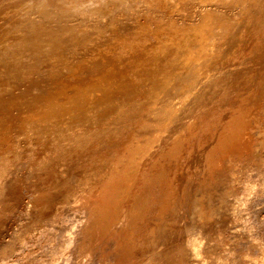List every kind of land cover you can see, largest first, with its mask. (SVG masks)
I'll use <instances>...</instances> for the list:
<instances>
[{
  "label": "bare ground",
  "instance_id": "bare-ground-1",
  "mask_svg": "<svg viewBox=\"0 0 264 264\" xmlns=\"http://www.w3.org/2000/svg\"><path fill=\"white\" fill-rule=\"evenodd\" d=\"M18 146L0 263L75 215L69 264H264V0H3Z\"/></svg>",
  "mask_w": 264,
  "mask_h": 264
},
{
  "label": "rangeland",
  "instance_id": "rangeland-1",
  "mask_svg": "<svg viewBox=\"0 0 264 264\" xmlns=\"http://www.w3.org/2000/svg\"><path fill=\"white\" fill-rule=\"evenodd\" d=\"M1 2H3V0H0V4H1ZM18 147H20V146H18ZM21 149L22 148L20 147V152H19V148L17 149V147H16V149H15L16 151H14L15 157H13V158H16V159H13L15 161V162L13 161L15 163L13 165L14 168L9 165L10 166V169L7 168L6 170H3L4 173L3 172H0L1 173L0 174V180H1V182H0V189L3 187L2 185H5V183H4L5 181H6V183H8V180H10V178L12 177L11 174H14V173L15 174L16 173L18 174V172H19V171H17L18 170V166H19L18 164H22V162H24L25 160H27L26 158H24L22 161H20L22 159V157H25L24 154H21ZM22 153H23V151H22ZM18 155H19V157H18ZM20 157H21V159H20ZM16 163H18V164H16ZM15 169H16L17 172L14 171ZM20 173H22V172H20ZM1 178H3V179H1ZM2 180H3V182H2ZM15 214L14 215L11 214V215L7 216V218L5 216V218H3V220L6 221L8 219L7 222L9 221L8 223L9 224H13L12 226H14L13 221H14V218H16V217H14ZM11 216H13L12 217L13 219L11 218ZM16 221L17 220H15L14 222H16ZM79 221H80L79 217L73 215L72 217H70L68 219V222L66 224H64V225L61 226V229L60 230H59V228L55 227V225H54L53 230H52V227H51L52 225H50L46 229V231L41 232L38 236L35 235V237H32L33 239L32 238H29L28 240L29 241L31 240L30 242L28 241L30 244L28 242H26V245L27 246L24 245V248L23 249H20L21 250V251H19V252H21L20 254L19 253L17 254V252H15V253H8L7 256L6 255L5 256H2L1 259H4V260H2L3 263L1 262L0 264H10V263L11 264H14V263L15 264L16 263L17 264H35V263L36 264H40L41 261H42L41 263H44L45 261L48 262V261H51L52 259L54 260V261H52V264H66L67 262H68L67 264H69V261H70V259H72V256H73V254H71V253H73L74 252V249H75V245H74V243H75L74 242L75 241V237H73V235L76 234L75 231H77V229H78L77 226H78ZM16 223L19 224L18 221ZM64 226H67V228H65ZM68 227H70V228H68ZM44 232H46V233H44ZM73 232H75V233L73 234ZM70 243H71V245L73 247H71ZM72 248H74V249H72ZM27 250H29V251H27ZM13 251H15V248L12 249L11 252H13ZM66 251H67V253H66ZM60 252H61V254H63L62 252H64V255H63L64 258L62 257V255L60 254ZM10 254L13 255V256L9 258ZM17 255H18V257H17ZM66 255L68 256V258H67ZM65 256H66V260H68V261L65 260ZM4 257H6V258H4ZM11 259H13V260H11ZM254 259L252 258V260H254Z\"/></svg>",
  "mask_w": 264,
  "mask_h": 264
}]
</instances>
